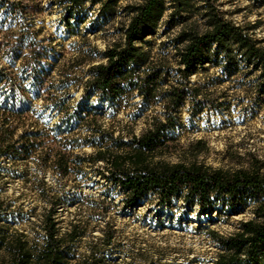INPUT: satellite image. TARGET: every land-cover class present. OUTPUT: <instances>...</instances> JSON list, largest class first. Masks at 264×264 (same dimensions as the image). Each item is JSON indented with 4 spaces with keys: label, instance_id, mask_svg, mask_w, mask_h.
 <instances>
[{
    "label": "rangeland",
    "instance_id": "1",
    "mask_svg": "<svg viewBox=\"0 0 264 264\" xmlns=\"http://www.w3.org/2000/svg\"><path fill=\"white\" fill-rule=\"evenodd\" d=\"M50 1L24 2L30 8L28 18L31 22L35 19L33 27L20 26L19 15L13 17L8 15L11 12L0 10V100L3 94L16 93L27 109L24 123L13 124L15 135L38 128L52 129L51 133H61L60 137L68 140L88 137L85 125L77 128L73 120L68 125L62 123L64 111L58 113L52 106L61 98L67 99L66 110L96 111L98 116L86 122L112 133L114 138L138 136L156 119L164 120L165 102L146 105L133 95L113 103L84 91L89 67L104 63L105 50L122 40V28L127 23L123 8L139 0H122L112 14L105 15L99 14L98 5L85 4L70 19H65L63 10L50 7ZM212 1L225 18L252 27L253 37L264 45V0ZM33 29L40 31L38 40H43L42 45L53 48V53L41 61L42 66L52 68V73L42 77L45 83L40 88L29 75L34 65L29 44ZM168 29L160 23L137 47L146 50L150 61L171 72L176 80L175 49L170 41L177 30ZM257 75L247 70L228 75L223 66L212 63L196 68L183 83L198 92H189L153 163H196L234 171L248 167L251 160L264 162V94L257 90ZM173 80L172 85L176 83ZM47 83L63 88L47 90ZM47 147L60 149L56 141ZM93 152L89 144H82L72 154L84 157ZM42 153L29 164L15 168L14 175H23L21 178L11 175L0 179V197L9 205L8 224L13 230L35 237L39 216L46 206L41 194L43 188L46 190L45 183L77 201L62 204L57 211L61 227L76 224L83 232L74 246L78 257L96 247L103 249L97 256L103 264H214L220 249L210 234L228 237L239 230L240 223L253 219L249 206H217L201 211L179 198L159 205L153 196H147L127 207L117 191L105 193L102 164L83 163L81 174L61 178L51 167L42 166ZM109 237L110 245L103 246V240Z\"/></svg>",
    "mask_w": 264,
    "mask_h": 264
},
{
    "label": "trees",
    "instance_id": "2",
    "mask_svg": "<svg viewBox=\"0 0 264 264\" xmlns=\"http://www.w3.org/2000/svg\"><path fill=\"white\" fill-rule=\"evenodd\" d=\"M35 1L0 0V10L11 12L8 15L13 17L19 15L20 26L33 27L35 19L31 22L28 18L30 8L24 2ZM120 1L52 0L49 6L63 10L65 19H70L77 16L85 4L98 5L101 15L112 14ZM123 12L127 23L122 28V40L105 50L104 63L89 67L84 91L94 92L113 103L133 95L146 105L165 102L164 120L156 119L138 136L132 135L126 140L120 136L114 138L112 133L86 122L98 116L96 111L72 107L66 110L67 99L61 98L52 106L58 113L64 111L62 123L68 125L73 120L77 128L85 125L88 137L81 141L68 140L60 137L61 133H51L52 129L38 128L16 136L13 124L24 123L27 109L20 95L3 94L0 100V179L11 175L21 178L23 175H14L15 168L29 164L33 157L45 151L40 157L42 166L51 167L61 178L81 174L83 163L102 164L104 172L100 175L107 183L105 193L111 189L117 191L127 207L135 206L147 196H153L159 205L179 198L201 211L217 206L227 209L249 206L253 219L240 223L236 233L228 237L215 232L210 234L220 249L214 264H264V162L251 160L248 167L234 171L196 163H153L189 92H198V89H187L183 81L196 68L212 63L223 66L228 75L241 70L256 72L257 90L264 94V45L253 37L252 27L225 18L212 0H139L125 6ZM193 18L196 20L191 21ZM160 23L168 26V30H177L170 41L175 49L176 80L171 72L152 63L146 50L137 47ZM39 32L33 29L29 41L34 59L29 75L40 88L45 83L42 77L52 73V68L42 66L41 61L53 53V48L42 45L43 40H38ZM172 80L176 82L174 85ZM167 85L169 88L165 89ZM47 86V90L63 88L53 87L52 83ZM52 141L58 142L60 149L50 150L47 146ZM82 144H89L94 152L84 157L72 154ZM44 186L46 190L43 188L41 194L46 206L39 216V232L34 238L12 229L8 224L9 205L0 197V264H103L97 258L103 249L91 247L87 255H76L75 243L83 235L79 226L61 227L57 209L62 204L77 202L76 199L66 197L45 183ZM110 240V237L103 240V246L110 245Z\"/></svg>",
    "mask_w": 264,
    "mask_h": 264
}]
</instances>
